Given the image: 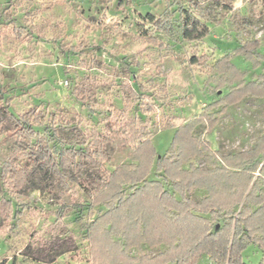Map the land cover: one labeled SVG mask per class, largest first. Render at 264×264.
Returning <instances> with one entry per match:
<instances>
[{
	"label": "rangeland",
	"instance_id": "obj_1",
	"mask_svg": "<svg viewBox=\"0 0 264 264\" xmlns=\"http://www.w3.org/2000/svg\"><path fill=\"white\" fill-rule=\"evenodd\" d=\"M204 13L210 17L204 18ZM149 15L169 17L172 30L160 29ZM188 25L203 29L206 36L183 37ZM19 26L22 35L16 37L14 28ZM253 39L260 40L259 51L264 53V0H0V105L8 104L16 115L39 113L36 129L57 150L84 148L93 134H106L109 170L135 162L126 134L127 121L134 120L157 152L148 180H160L173 192L171 181L157 169V158L175 155L179 125L230 90V85L219 89L213 66L220 59L230 54L246 82L264 73V61L255 68L243 55L233 54L238 45ZM82 81L93 83L80 99L76 90ZM222 108L208 109L218 116L212 130L199 124L193 135L219 154L252 148L264 132V98L245 97L217 113ZM0 122L2 164L17 137L1 113ZM209 158L195 156L183 167L220 163L215 156ZM260 167L255 179L261 185L264 158ZM97 169L89 166L79 175ZM125 189L128 193L131 187ZM206 195V189L187 193L196 201ZM1 197L11 198L17 211L7 225L0 218V261L91 264L87 227L105 208L92 205L90 190L77 189L80 205L67 209L61 223L43 172L19 192L0 181ZM64 199L69 203L71 193ZM55 238L60 240L52 243ZM165 248L144 243L129 253L153 256ZM261 258L258 246L248 244L243 253L246 264H259ZM196 264L217 263L204 254Z\"/></svg>",
	"mask_w": 264,
	"mask_h": 264
},
{
	"label": "trees",
	"instance_id": "obj_2",
	"mask_svg": "<svg viewBox=\"0 0 264 264\" xmlns=\"http://www.w3.org/2000/svg\"><path fill=\"white\" fill-rule=\"evenodd\" d=\"M203 17L209 18L210 14L204 13ZM149 18L160 29L172 30L169 17L155 19L149 15ZM22 31L21 26L14 28L16 37H21ZM182 35L200 39L206 32L188 25L183 27ZM260 47V40H248L238 45L233 54L243 55L257 68L264 61ZM230 57L227 54L213 66L220 78L219 89L230 85V90L199 115L179 125L173 141L175 155L157 158V169L171 181L173 192L160 180H148L157 152L151 138L134 120L127 121L126 134L131 146L129 155L135 162L109 170L105 166L111 159L106 150L109 140L106 134H93L84 148L57 150L36 129L39 113L30 110L16 115L8 104L0 105V113L8 118L17 139L7 159L0 164V181L11 192H19L32 176L43 172L57 205L58 223L67 209L80 205L77 189L90 190L92 205L105 208L87 227L91 264H196L204 254L217 264H246L243 253L251 243L262 251L259 264H264V179L261 185L255 179V173L263 170L260 166L264 158V132L252 148L227 155L213 152L201 136L193 135L199 124L212 130L218 123V116L208 109L223 105L217 112L220 113L245 97L264 98V73L246 82L244 72L230 62ZM92 83L82 81L77 86V97H86L85 87L91 88ZM195 156H205L208 161L215 156L220 163L209 167L191 164L184 168ZM89 166L98 169L79 175ZM127 185L131 187L128 193ZM194 189H206L207 195L196 201L187 196ZM69 193L72 199L68 203L64 198ZM238 206L240 210H236ZM16 211L11 198H0L3 224L7 225ZM59 240L55 238L52 243ZM144 243L151 247L163 244L166 248L153 256L145 252L138 256L129 253L131 248Z\"/></svg>",
	"mask_w": 264,
	"mask_h": 264
}]
</instances>
